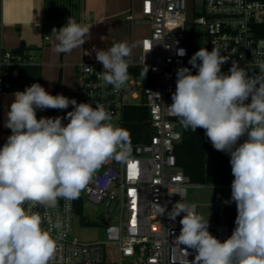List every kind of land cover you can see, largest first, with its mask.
Here are the masks:
<instances>
[{
  "label": "clouds",
  "instance_id": "obj_1",
  "mask_svg": "<svg viewBox=\"0 0 264 264\" xmlns=\"http://www.w3.org/2000/svg\"><path fill=\"white\" fill-rule=\"evenodd\" d=\"M54 31L57 53H69L90 39V29L71 17ZM93 50L103 65L104 83L118 91L128 79L126 58L132 48L121 42ZM178 55L186 50L179 49ZM226 61L217 48H200L188 61L191 69H177L176 90L167 106L185 130L204 129L214 149L230 156L234 177L231 200L224 203L236 205L235 228L223 242L208 231L209 220L194 206L178 201L167 212L173 222L183 214L175 242L196 252L185 264H264V62L259 73L249 75L237 63L230 74L222 73ZM14 96L4 123L11 135L0 148V264H50L64 224L57 217L43 228L42 217L32 209H55L61 200L78 199L104 163L129 159L130 134L111 122L102 105L52 95L40 83ZM69 105L73 110L64 117L37 119L38 109ZM158 211L164 214L166 206Z\"/></svg>",
  "mask_w": 264,
  "mask_h": 264
},
{
  "label": "built area",
  "instance_id": "obj_2",
  "mask_svg": "<svg viewBox=\"0 0 264 264\" xmlns=\"http://www.w3.org/2000/svg\"><path fill=\"white\" fill-rule=\"evenodd\" d=\"M127 18L132 23L149 25L151 33L143 37L136 59L127 60L126 83L118 91L114 90L102 79V63L82 60L77 68L78 103L102 105L110 113L111 122L123 129L128 107L145 106L151 136L142 142H130L127 161L110 159L104 163L80 194L93 203L106 202L109 215H112L109 207L115 204L113 214L118 213L114 216L117 222L105 221V240L85 242L72 236L78 199L61 200L55 209L40 206L32 209L42 217L43 228H48V221L54 222L57 217L64 224L50 264H185L186 260L194 259L196 252L185 250L186 246L175 242L183 214L173 222L167 212L179 201L194 206L198 214L202 204L187 201L191 188L231 189V183L193 182L179 166L176 147L182 139L183 127L167 106L172 104L171 96L176 90L177 69H191L188 61L200 48L218 49L227 59L221 66L224 74H230L233 63L248 70L264 62V0H193L191 7L188 0H143L140 16L130 12ZM179 49L186 50V55L179 56ZM33 63L34 59L22 51L5 50L1 54L0 148L7 141L4 69ZM85 65L89 66L87 70ZM192 72L196 74L197 70L192 69ZM249 102L250 98L246 103ZM72 110L73 107H69L66 114ZM207 141L213 147L209 139ZM132 164L136 169L130 168ZM225 200L217 190L208 204L212 207L208 231L222 242L232 234L228 221L234 216L229 214V209L236 208L234 202L225 204ZM162 206H166V211L160 215L158 210ZM52 235L55 237L57 232L53 230ZM114 249H117V258Z\"/></svg>",
  "mask_w": 264,
  "mask_h": 264
},
{
  "label": "crops",
  "instance_id": "obj_3",
  "mask_svg": "<svg viewBox=\"0 0 264 264\" xmlns=\"http://www.w3.org/2000/svg\"><path fill=\"white\" fill-rule=\"evenodd\" d=\"M142 1L83 0L82 18L77 19L74 11L69 7L65 9L67 5L60 0H0V57L5 50L22 51L31 56L41 66L45 90L52 95L74 98L78 103V64L82 60L97 61L93 49L107 50L125 42L132 48L126 60L136 59L142 39L151 33V27L132 23L127 16L130 12L139 16ZM69 17L90 29V39L69 53H57L54 48L58 41L53 29L65 26ZM139 25L148 28L144 36L138 32ZM258 69L259 65H252L248 72L254 75ZM210 156L211 153L206 157V177L211 168Z\"/></svg>",
  "mask_w": 264,
  "mask_h": 264
},
{
  "label": "trees",
  "instance_id": "obj_4",
  "mask_svg": "<svg viewBox=\"0 0 264 264\" xmlns=\"http://www.w3.org/2000/svg\"><path fill=\"white\" fill-rule=\"evenodd\" d=\"M62 53V52H61ZM63 54V53H62ZM33 83L42 85V69L39 64L10 65L4 69V123L7 119V112L14 101V93L24 91ZM148 110L145 106L131 105L127 109L124 129L130 134V142H142L151 136L149 127ZM37 119L41 117L66 116V110L46 109L36 111ZM65 121V120H64ZM5 134H11V130L4 126ZM205 130L197 128L195 132L183 128L182 139L177 144L176 155L179 166L188 174L193 182L205 183L206 179V157L213 149L208 145ZM82 208L81 196L78 198L77 211ZM229 214L234 216L228 222L231 228H235L237 209L230 208Z\"/></svg>",
  "mask_w": 264,
  "mask_h": 264
},
{
  "label": "rangeland",
  "instance_id": "obj_5",
  "mask_svg": "<svg viewBox=\"0 0 264 264\" xmlns=\"http://www.w3.org/2000/svg\"><path fill=\"white\" fill-rule=\"evenodd\" d=\"M193 0H188L189 6L191 7ZM61 4L65 6L67 5L70 9L74 11L73 16L75 18H82L83 12V0H60ZM140 16V15H139ZM137 16V17H139ZM138 32L141 36H144L148 33V28L146 25H139ZM260 72V68L254 73L257 74ZM250 75V71H249ZM78 78V77H77ZM54 81V79H52ZM57 82V81H56ZM61 82V81H60ZM56 84V83H55ZM55 86V85H53ZM60 93H63L62 89ZM69 107H73L69 105ZM67 110V109H65ZM8 136L5 135L7 140ZM211 156V168L207 177L205 179V184L210 185H226L232 183L234 177L231 171L230 165V156L223 151H218L216 149H212L210 151ZM220 156H218V154ZM219 190L225 199L231 200V189L225 187L219 188H191L188 192L187 201L197 202L202 204L198 209V214L203 216L205 220H209V214L212 210V207L208 205L214 199L215 192ZM81 198L82 208L80 211H77L74 219V229L72 236L81 241L91 242V241H103L106 239V224L105 221H110L111 223H116L117 220L114 218V208L115 204H112L109 209L112 215L107 214V206L106 202L103 203H93L88 200L87 196L82 194ZM117 249H114V256L117 258ZM127 264V263H125Z\"/></svg>",
  "mask_w": 264,
  "mask_h": 264
},
{
  "label": "snow or ice",
  "instance_id": "obj_6",
  "mask_svg": "<svg viewBox=\"0 0 264 264\" xmlns=\"http://www.w3.org/2000/svg\"><path fill=\"white\" fill-rule=\"evenodd\" d=\"M130 168L134 170V169H136V165L132 164V165H130ZM133 174H135V172Z\"/></svg>",
  "mask_w": 264,
  "mask_h": 264
}]
</instances>
